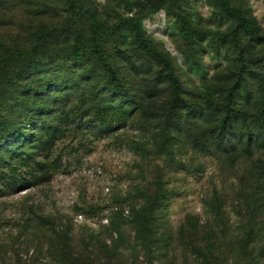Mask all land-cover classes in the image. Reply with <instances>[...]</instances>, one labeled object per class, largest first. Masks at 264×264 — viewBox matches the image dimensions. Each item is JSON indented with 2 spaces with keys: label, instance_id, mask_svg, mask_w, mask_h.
I'll return each mask as SVG.
<instances>
[{
  "label": "rangeland",
  "instance_id": "374dc122",
  "mask_svg": "<svg viewBox=\"0 0 264 264\" xmlns=\"http://www.w3.org/2000/svg\"><path fill=\"white\" fill-rule=\"evenodd\" d=\"M65 1L0 0V135L8 124L6 135L17 133L0 146V264H76V255L94 264H209L189 246L191 225L226 230L230 243L264 201V153L247 157L239 135L217 126L228 86L240 84L234 101L242 110L249 109L246 92L261 95L264 40L240 28L234 34L235 20L213 0H176L198 33L194 41L182 37L166 5L151 13L152 0H84L108 22L140 18L171 60L189 107L166 132L168 87L159 60L140 53L128 36L106 39L127 89L114 98L90 58H70L74 42H88V22L68 28ZM231 2L264 33V0ZM195 132L208 151L198 149ZM157 197L160 238L143 243L132 214ZM63 232L69 244L62 248ZM254 246L253 260L237 255L235 264H256V256L264 264Z\"/></svg>",
  "mask_w": 264,
  "mask_h": 264
},
{
  "label": "trees",
  "instance_id": "16d2710c",
  "mask_svg": "<svg viewBox=\"0 0 264 264\" xmlns=\"http://www.w3.org/2000/svg\"><path fill=\"white\" fill-rule=\"evenodd\" d=\"M222 12L232 17L236 26L233 29V33L237 28L242 29L246 34L251 37H261L264 40V33H260L259 28L255 25L254 19L246 16L243 10L233 4L231 0H213ZM176 0H152L151 13H156L166 5L167 14L175 18L178 26L179 33L187 41H194L198 33L191 27L190 18L186 13L178 10L175 7ZM65 8L68 12L67 25L68 28L76 24L80 19H86L88 22V42L80 44L74 42L71 45L69 54L70 58L75 61H82L84 58H90L94 65L100 68L104 72L106 81L104 83V90L110 91L112 96L120 95L123 98L127 89L124 83L121 81L119 72L114 62L109 58L105 46L106 39L113 38L117 35H123L130 37L132 43L136 49L144 55L155 56L160 62L159 72L162 74L167 82L168 97L165 109V120L166 125L165 131L168 132L170 121L173 125L178 117L182 116L185 108L189 106L185 103L182 97V87L180 79L175 71V68L171 60L162 52H160L155 43L147 36L144 25L140 18L134 16L121 17L114 22H108L103 19L95 9L88 6L84 0H66ZM38 44H42L46 40L45 36L37 35ZM19 57L24 58V53L19 52ZM90 83V77H88ZM261 95L257 98L253 97L251 92L244 94V101L248 105L249 109L242 110L235 106V94L239 90L240 84L238 83L230 85L226 88V93L223 97L222 102L219 103V108L222 111V116L217 122V126L221 129H226V132L236 133L239 135L238 140L236 139L237 146L242 150L247 157H253L258 152L264 153V79L261 77ZM50 85V83H48ZM98 92L99 88H95ZM36 105V104H35ZM41 105V103L37 104ZM240 117L242 120V126L235 125L236 117ZM247 121L253 122L258 127L257 131L253 132L248 128ZM5 124H8L5 122ZM7 126H10L9 129ZM7 130H2L0 135V146L10 139H16L17 133L12 132L11 136L8 137L7 131L13 129L12 124L5 125ZM201 134L195 132L192 137L193 141L203 152L208 151L206 144L201 140ZM215 138L219 137V133L214 135ZM20 145V141H15L14 145ZM10 146L8 145L7 148ZM4 157H2L3 159ZM29 160L28 155L24 154L22 160ZM24 165V164H23ZM22 165V166H23ZM15 182V181H14ZM19 185L16 186L18 189ZM161 197H157L152 201L148 202L145 207L140 208L138 211L132 214V221L135 226L136 239L143 243H150L151 240H158L160 237L157 236L158 224L155 223V209L157 202ZM220 203H217L218 210L215 213H219ZM253 211V210H252ZM256 211V212H254ZM252 215L248 217V226L246 230L236 238L233 242L225 244L223 238L226 230H214L212 227H208L207 230H201L199 222L195 225H191V228L186 231L189 236L188 242L191 248L195 249L197 254L201 258L211 264V260L215 261V264H235L237 255L247 256L250 260H253L254 255L252 252L255 248L256 242L259 243L257 248V254L264 258V242L261 243L259 235L257 233V222L259 220V213H264V201H260L257 207L254 209ZM49 225H52L50 220H47ZM115 230L118 232V226H115ZM120 235V234H119ZM162 236V235H160ZM62 248L68 246V232H63L62 236ZM104 250H108L105 246ZM76 264H94L93 258L85 257L83 255H76L73 257ZM256 264H260L261 260L258 256L255 259Z\"/></svg>",
  "mask_w": 264,
  "mask_h": 264
}]
</instances>
